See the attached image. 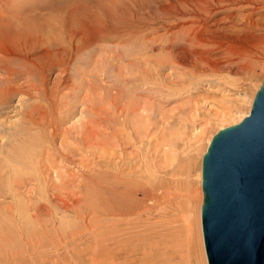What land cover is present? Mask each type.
Instances as JSON below:
<instances>
[{
  "label": "rangeland",
  "instance_id": "374dc122",
  "mask_svg": "<svg viewBox=\"0 0 264 264\" xmlns=\"http://www.w3.org/2000/svg\"><path fill=\"white\" fill-rule=\"evenodd\" d=\"M108 1L0 6V89L21 85L0 103V264H208L202 157L219 129L249 113L264 66L250 75L233 51L213 54L216 67L197 61L184 40L190 19L164 21L149 0L143 18L108 22L119 11ZM41 30L64 45L58 54L51 43L64 60L47 72L14 57L29 47L48 60L24 44ZM71 33L77 47L61 71Z\"/></svg>",
  "mask_w": 264,
  "mask_h": 264
},
{
  "label": "water",
  "instance_id": "95a60500",
  "mask_svg": "<svg viewBox=\"0 0 264 264\" xmlns=\"http://www.w3.org/2000/svg\"><path fill=\"white\" fill-rule=\"evenodd\" d=\"M201 179L208 264H264V78L249 113L212 136Z\"/></svg>",
  "mask_w": 264,
  "mask_h": 264
},
{
  "label": "bare ground",
  "instance_id": "6f19581e",
  "mask_svg": "<svg viewBox=\"0 0 264 264\" xmlns=\"http://www.w3.org/2000/svg\"><path fill=\"white\" fill-rule=\"evenodd\" d=\"M11 1H13V0H0V6L1 5L7 6L9 4L11 5ZM78 1L76 0V2H78ZM113 1L115 4H117L115 6V8L117 7V10H119V11L117 12L113 9L112 13L107 12L108 14L110 13L108 16L109 17L108 19L110 21L108 20V22H112L114 19L117 21V20L121 19L122 17H125V18L131 17L132 18L134 16L133 19H135L136 17H138L137 19H139V17L143 18V6L146 8V5H148V2H149V0H113ZM150 1L153 4V6L158 11H160L161 14L164 16V18H162L164 21L180 20L182 18H188L191 20V23L188 26L184 27L186 34H187L186 39H184V40H186V42L190 41L191 43L196 44V46L193 47L191 49V51H189V54H190L189 56L195 57L197 61L200 60L204 63L210 64V66L214 65L216 67L219 64L220 60L218 57H215L216 55L214 56L213 54H215L218 51H221V52L233 51L234 55H235V59L239 60L237 64H239L241 69L247 71L250 75L254 74L258 67L264 66V0H150ZM110 2H112V1H110ZM112 3H110V4H112ZM68 4H70V3H68ZM73 5L75 6V4H73ZM17 8H18V11H17ZM69 8H71V7H69ZM80 8H84V7H80ZM77 9H78V7H77ZM71 10L73 11L72 8H71ZM71 10H69V11H71ZM16 11L19 13L21 12L20 15L22 16L23 4L16 2ZM77 11L75 13L78 14L79 11L78 12ZM83 11H81L82 12L81 14H84L85 11L84 12ZM109 11H111V9ZM183 11H188L189 14L180 15V13ZM54 12H52V14H58L59 13V12H56V13H54ZM123 13H124V15H123ZM68 14H70V12ZM81 14H78V15H80V18L82 16L86 15V14H84L81 16ZM103 14H104V11H103ZM219 14H222V15L218 16ZM73 15H75V14H73ZM27 16H29V15H27ZM45 17H46V14H45ZM74 17H77V15H75ZM57 18H58V16H57ZM83 18H85V16ZM50 19H52V18H50ZM74 19L76 20V18H74ZM30 20L32 21V19H30ZM124 20H121V21H124ZM129 20H131V19H129ZM46 21H47V19H46ZM70 21H72V20H70ZM79 21H80V19H79ZM73 22H74V20H73ZM88 22H90V21H88ZM96 22H99V21H95V23ZM222 22H224V23H222ZM75 23H76V21H75ZM95 23L91 21V24H95ZM103 23L100 22L99 24L104 26ZM116 23H118V21ZM126 23L132 24L131 21H128ZM87 24H89V23H87ZM84 25H86V24L84 23ZM122 25H125V21H124V24H122ZM134 25H136V24H134ZM87 26L89 27V25H87ZM119 26H121V25H119ZM214 27H216L217 29H213ZM89 28H91V26ZM104 28H106V26H104ZM104 28H103V31H106V30H104ZM12 30H15V29H12ZM72 30L73 29L71 28L69 31H72ZM87 30H88V28H87ZM125 30H126V28H125ZM129 30H131V29H129ZM0 31H2V30L0 29ZM43 31H45V30H41L42 35H40V36L37 35L38 37H35L29 43H24V44L25 45L28 44L31 47H35V46L38 47L40 49L41 53L43 54V56L48 55V60L45 61V59H46V57H45V59H44L45 62L42 63V61H38L39 53H35L36 51H34V55H30V53H32V51L27 49L29 47L24 48L25 51H22L21 49H19L21 52H18L17 50H16V52H14L15 55L16 54H23L25 56L27 55L26 58L31 60V65L34 64V65H32L33 69L38 68V69L45 70L47 65L51 66L52 64H55V63L59 64V63H61V61L63 59L62 56H56L55 55L56 52L52 50L53 46L51 45V43L53 41H55L56 43L57 42L61 43V40H59L56 36L50 37V36H48L49 35L48 33H47L48 35H46V33L44 34ZM66 31H68V30H66ZM77 31H79V30H77ZM206 31L208 33H206ZM46 32H47V30H46ZM137 32H138V30H137ZM8 33H9V31H8ZM8 33H7V35H8ZM74 33L76 34L77 32H74ZM82 33H84V32H82ZM82 33L80 34V36H83ZM75 34L71 33V35H69L67 37V40H69L68 44H70V49H69L70 52L68 51L69 55L67 54L68 55L67 59L65 60V62H63L64 67L61 69V71H66L68 69V64H69L70 60L72 59L73 53L76 50V49L73 50L75 47H77V42L74 41V39L76 37L78 38V36H76ZM106 34L104 35L105 38L108 37V35L106 36ZM108 34H109V32H108ZM13 35L14 34H12V36ZM53 35H54V33H53ZM55 35H57V34L55 33ZM115 35H116V33H115ZM9 36L11 37V34ZM104 36H103V38H104ZM55 37L58 39V41ZM94 37L95 36L91 35V33H90V35L84 36L87 43H88V40H90ZM109 38H110V36H109ZM0 40H3V39L0 38ZM19 40L22 41V39H19ZM96 40H98V39H96ZM110 40H111V38H110ZM7 41H8V38H7ZM9 41H11V42H9ZM9 41L7 42V44H9V43L12 44V41L15 43L14 36H13V39L9 40ZM4 42H3V44L5 45ZM1 43H2V41H1ZM57 44H58V46L56 47L57 48L56 50L58 51V54H62L63 50L61 51V48L64 47V45H62V43H61V45L59 43H57ZM1 46H2V44H0V47ZM11 47H12V45H11ZM13 47H14V45H13ZM6 48H8V45L6 46ZM5 50H8V49H5ZM11 50L13 51V48H11ZM11 50L9 49L8 52L10 51V53H11ZM8 52H6V53H8ZM11 54H13V53H11ZM5 56H7V55L5 54ZM12 56H14V55H12ZM14 57L17 58V55ZM190 57H189V60H190ZM87 58H89V57H87ZM195 58H194V60H195ZM22 59H20V57H19V60H22ZM9 63H11V62H9ZM14 64L16 65V63H14ZM76 67H78V66H76ZM13 75H15L14 71H12V70L9 71V73L7 75L8 83L10 82V80L11 81L14 80ZM4 77H6V76H4ZM43 78H44V76H43ZM3 79L5 80V78H3ZM7 81L5 80V82H7ZM40 81L41 80H39L38 82H40ZM43 82H45V80L42 81L41 83L43 84ZM42 84H40V85H42ZM45 84H46V82H45ZM31 86L35 87L36 85L32 84ZM42 86H40V88ZM44 86L46 87V85H44ZM16 87L20 88L21 85L19 84L18 86H14V84L13 85L7 84L6 86H3L2 89H0V103L3 101V99L8 98L13 93V91L15 89L17 90ZM247 87L249 88V86H247ZM254 92L255 91L253 89L251 96H254ZM55 96H57V95H55ZM65 100H68V99H65ZM50 103H52V102H50ZM197 191L199 194L198 188H197ZM200 197H202V196H200Z\"/></svg>",
  "mask_w": 264,
  "mask_h": 264
}]
</instances>
